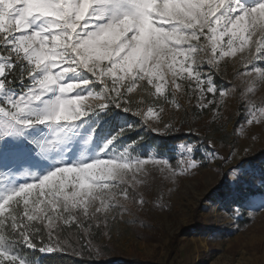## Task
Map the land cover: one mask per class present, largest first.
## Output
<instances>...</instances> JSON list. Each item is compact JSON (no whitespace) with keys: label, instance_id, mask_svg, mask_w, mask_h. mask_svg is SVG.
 <instances>
[{"label":"snow or ice","instance_id":"snow-or-ice-1","mask_svg":"<svg viewBox=\"0 0 264 264\" xmlns=\"http://www.w3.org/2000/svg\"><path fill=\"white\" fill-rule=\"evenodd\" d=\"M257 92L264 0H0V264H104L118 224L202 168H227L217 211L264 213V165L234 139L264 130Z\"/></svg>","mask_w":264,"mask_h":264},{"label":"rangeland","instance_id":"rangeland-1","mask_svg":"<svg viewBox=\"0 0 264 264\" xmlns=\"http://www.w3.org/2000/svg\"><path fill=\"white\" fill-rule=\"evenodd\" d=\"M256 99L258 103L264 99V92H257ZM237 109L235 100L225 109L229 131L238 118ZM207 119H201L197 127L206 131ZM185 133L186 128L180 132ZM252 134L255 141L247 132L234 139L238 146L250 147L248 158L259 168L264 165V130L253 129ZM145 150L158 149L146 143ZM226 171L202 168L180 180L166 198V211L150 205L126 217L131 222L118 224L111 242L105 241L109 250L104 258H138L153 264H264V213L234 220L228 211H217L218 205L230 207V198L224 196L232 187Z\"/></svg>","mask_w":264,"mask_h":264},{"label":"trees","instance_id":"trees-1","mask_svg":"<svg viewBox=\"0 0 264 264\" xmlns=\"http://www.w3.org/2000/svg\"><path fill=\"white\" fill-rule=\"evenodd\" d=\"M174 137L185 138L183 134L177 135H165V136H147L146 140L148 144H151L155 149H158L163 154H171V148L174 144H177V140ZM34 257L35 264H78L79 258L72 256L71 254H51L40 255L38 253H26ZM104 264H153L138 258L127 257H107L104 258Z\"/></svg>","mask_w":264,"mask_h":264}]
</instances>
